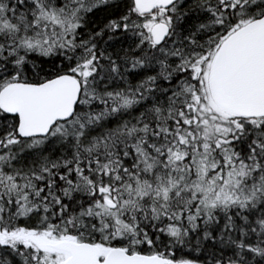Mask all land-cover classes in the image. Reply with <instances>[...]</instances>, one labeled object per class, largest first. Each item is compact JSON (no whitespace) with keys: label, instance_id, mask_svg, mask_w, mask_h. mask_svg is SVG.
<instances>
[{"label":"snow or ice","instance_id":"snow-or-ice-1","mask_svg":"<svg viewBox=\"0 0 264 264\" xmlns=\"http://www.w3.org/2000/svg\"><path fill=\"white\" fill-rule=\"evenodd\" d=\"M0 264H264V0H0Z\"/></svg>","mask_w":264,"mask_h":264}]
</instances>
